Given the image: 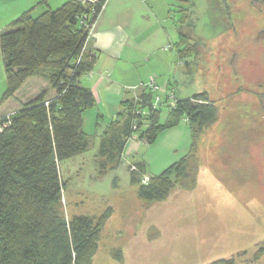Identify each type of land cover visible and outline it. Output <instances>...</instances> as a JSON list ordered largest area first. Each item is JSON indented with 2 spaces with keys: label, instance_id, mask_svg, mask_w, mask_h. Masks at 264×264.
<instances>
[{
  "label": "trees",
  "instance_id": "obj_1",
  "mask_svg": "<svg viewBox=\"0 0 264 264\" xmlns=\"http://www.w3.org/2000/svg\"><path fill=\"white\" fill-rule=\"evenodd\" d=\"M104 1L90 4L67 0L55 9L47 6L36 16L29 9L0 34L6 80L0 105L31 79L48 84L21 108L0 117V125H7L0 132V264H92L97 252L112 210L108 208L98 217L74 215L64 219L60 209L64 182L59 165L89 149L83 113L93 106L94 98L89 88L80 85L79 78L91 71L95 55L88 51L79 55ZM175 26L177 34L186 38L176 20ZM178 43L186 41L181 38ZM185 46L188 51L181 53H189L194 47ZM50 91L54 92L51 97ZM177 91L178 87L173 107L153 108L148 92L140 93L141 103L133 98L122 101L116 119L99 135L94 161L102 175L123 159L130 137L152 144L164 130L188 118L191 141L186 155L157 175H147L143 161L133 164L136 170L130 169L136 196L144 205L167 199L176 188L196 187V154L207 129L218 120L219 108L209 102L207 92L180 98ZM144 175L149 178L146 184L141 183ZM109 254L115 261H123L121 246L110 248ZM246 254L241 251L205 264L257 261L264 256V239L256 244L249 259Z\"/></svg>",
  "mask_w": 264,
  "mask_h": 264
},
{
  "label": "rangeland",
  "instance_id": "obj_2",
  "mask_svg": "<svg viewBox=\"0 0 264 264\" xmlns=\"http://www.w3.org/2000/svg\"><path fill=\"white\" fill-rule=\"evenodd\" d=\"M28 1L0 0V34L18 18L22 13L20 9ZM58 1L51 0L48 6L55 9L59 6ZM164 1L172 10L181 34L187 35L186 38L177 35V43L181 38L186 43H176L175 48L188 51L185 45H194L193 51L189 50L193 53V62L188 73L177 79V95L187 98L207 92L215 97L221 115L225 110L222 109L224 99L218 98L220 94L216 85L221 77L220 67L224 65L222 60L230 56L229 45L220 36L221 11L224 4L230 5V2ZM40 5L44 9L47 7L38 2L30 8L34 16L40 13ZM184 10L189 12L186 21ZM232 14L235 16L233 11L228 15L231 20ZM47 86L42 79L29 80L0 105V115L3 109L5 113L21 108L30 97ZM5 87V69L0 52V97ZM53 95L54 92L50 91L49 97ZM85 118L83 128L89 135V149L59 165L64 182L60 209L66 220L74 215L98 217L108 208L112 210L92 264H205L214 259L232 257L241 250L250 254L255 244L264 239V161L253 163L249 158L250 162H247L248 151L242 147L243 135L240 139L237 137L240 142L226 141V146H220L218 142L222 135L228 139L233 134L230 129L225 134L220 133V121L211 126L196 154V164L190 163L191 167L196 165L193 168L196 187L176 188L167 199L144 205L136 196V185L131 183L130 166L146 157L155 163L160 151L149 152L148 149L157 143L148 145L144 149L146 152L141 150L121 159L114 169L101 175L94 161L100 130L92 126L93 121H89L87 115ZM179 125L190 132L186 121L182 120ZM169 149L168 161H175L187 153L189 147L185 150ZM153 166L155 172L159 170L156 164ZM147 175H154L150 168ZM120 246L124 251L121 263L109 254L110 248ZM253 264H264V257Z\"/></svg>",
  "mask_w": 264,
  "mask_h": 264
},
{
  "label": "crops",
  "instance_id": "obj_3",
  "mask_svg": "<svg viewBox=\"0 0 264 264\" xmlns=\"http://www.w3.org/2000/svg\"><path fill=\"white\" fill-rule=\"evenodd\" d=\"M65 1L59 0L58 5ZM38 2L48 6L51 0H29L20 11L29 10ZM42 7L40 5L38 8L40 12L44 10ZM170 10L164 0L104 1L90 27L85 44L86 51L95 55L93 67L79 78L80 85L89 88L94 98L93 106L83 113V127L87 115L89 121H93L92 126L95 129L98 126L101 133L116 119L121 110V102L130 100L138 92L132 88L147 82L152 76H157L159 82H172L178 87L177 79L180 80L188 73L193 53H181L179 48H175L178 34ZM2 111L0 116L11 112ZM183 128L178 124L166 129L153 142L157 143L156 146L153 145L148 151H160V157L155 163L147 157L140 160L154 175L179 160L168 161L169 148L185 150L190 146V132ZM148 145L147 142L129 140L123 158L146 150ZM153 164L159 168L158 171H154Z\"/></svg>",
  "mask_w": 264,
  "mask_h": 264
},
{
  "label": "flooded vegetation",
  "instance_id": "obj_4",
  "mask_svg": "<svg viewBox=\"0 0 264 264\" xmlns=\"http://www.w3.org/2000/svg\"><path fill=\"white\" fill-rule=\"evenodd\" d=\"M228 1L230 5L224 4L221 11L220 36L229 45L230 56L226 58L221 49L225 58L216 88L218 98L224 99L222 109L225 110L221 115L218 112L217 122L220 121V133L230 129L233 135L228 139L222 135L218 145L226 146V141L240 142L237 137L240 139L243 135L247 162L260 163L264 161V0ZM232 11L233 20L228 16ZM185 13L188 20L189 12ZM209 102L216 104L215 97L209 95ZM256 244L250 254L246 251V258L252 256Z\"/></svg>",
  "mask_w": 264,
  "mask_h": 264
},
{
  "label": "built area",
  "instance_id": "obj_5",
  "mask_svg": "<svg viewBox=\"0 0 264 264\" xmlns=\"http://www.w3.org/2000/svg\"><path fill=\"white\" fill-rule=\"evenodd\" d=\"M83 3H90L94 4L98 0H80ZM86 53V47L85 45L82 47L79 58ZM133 90H138V92H135L133 95V100L135 103H141L142 100L140 99V93L141 92H148L152 94V107L153 108H158L161 106H175L176 104V86H172L170 82H159L157 79V76H152L149 78V80L145 83H142L140 86L132 88ZM47 105V103H46ZM135 113H138L137 111ZM182 120L186 121L188 120L187 117H184ZM6 124L0 125V132L3 130L4 127H6ZM133 128H136L134 125ZM135 139L137 142L142 143L146 142L145 139L143 138H137L135 136H132L129 138V140ZM131 170H136L134 165L130 166ZM149 178L148 176L144 175L141 177V183L146 184L148 182Z\"/></svg>",
  "mask_w": 264,
  "mask_h": 264
}]
</instances>
